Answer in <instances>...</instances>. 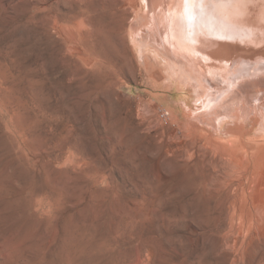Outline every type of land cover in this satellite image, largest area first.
I'll use <instances>...</instances> for the list:
<instances>
[{
	"label": "rangeland",
	"instance_id": "obj_1",
	"mask_svg": "<svg viewBox=\"0 0 264 264\" xmlns=\"http://www.w3.org/2000/svg\"><path fill=\"white\" fill-rule=\"evenodd\" d=\"M149 6L0 0V264H264V0L244 64Z\"/></svg>",
	"mask_w": 264,
	"mask_h": 264
},
{
	"label": "bare ground",
	"instance_id": "obj_2",
	"mask_svg": "<svg viewBox=\"0 0 264 264\" xmlns=\"http://www.w3.org/2000/svg\"><path fill=\"white\" fill-rule=\"evenodd\" d=\"M147 2L150 3L149 9L152 11L151 13L150 11L146 13V16L149 17L148 20L151 24H154L157 27L160 26L162 31V38L170 46V48L172 47V45H177L179 49L182 47L187 48L189 50V53L190 51L200 53L203 62L207 63L210 61L213 64H216L218 61L227 62L230 60H232L231 62L236 61V64H238L239 61L241 64H244L242 63L244 59L248 60L246 56H249V59H251L253 56L255 57V55H258L259 53L253 52L255 50H252L253 54L250 51H247V53L245 52L246 55L244 53L241 54L239 53V51L235 50L237 49V47L233 49L229 48V45H233L227 44L228 41L224 40L233 39L231 41H239L238 39H245V36L249 39L253 37V29L255 30V27L252 24L253 21L251 20L250 22L249 20H244L242 18V15L247 13H243L242 11L243 0H147ZM246 6L247 5H244V7ZM213 19L218 20L222 23V25L220 27H214L213 25H211L213 24ZM206 22L208 23V25L206 24ZM256 26L258 27V25ZM227 27L228 29L226 30ZM252 43L256 45L255 42ZM251 48L255 47L251 46ZM174 55L176 56V53ZM252 60L254 59H251V61ZM190 65L192 66V64ZM243 66L245 65L237 66L235 70L240 71L241 69H243ZM213 68L218 69L215 67ZM209 73H211L213 76L212 71H210ZM190 76L196 80L193 72ZM212 79L214 80L217 78L213 77ZM202 83L197 81L195 85L197 86V88H203V84H207ZM167 112L169 113V111ZM216 126H218V124Z\"/></svg>",
	"mask_w": 264,
	"mask_h": 264
},
{
	"label": "built area",
	"instance_id": "obj_3",
	"mask_svg": "<svg viewBox=\"0 0 264 264\" xmlns=\"http://www.w3.org/2000/svg\"><path fill=\"white\" fill-rule=\"evenodd\" d=\"M170 113L167 112V110H164L163 113H162V116L163 117H167Z\"/></svg>",
	"mask_w": 264,
	"mask_h": 264
}]
</instances>
